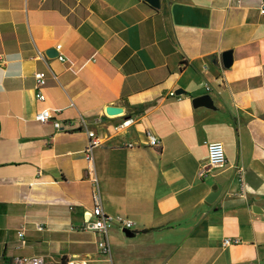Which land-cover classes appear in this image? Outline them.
<instances>
[{
  "label": "crops",
  "instance_id": "0c3cea01",
  "mask_svg": "<svg viewBox=\"0 0 264 264\" xmlns=\"http://www.w3.org/2000/svg\"><path fill=\"white\" fill-rule=\"evenodd\" d=\"M262 1L0 0V264H264ZM81 120L102 138L93 171ZM214 142L227 164L201 177ZM95 194L133 223L111 228L107 254L81 228Z\"/></svg>",
  "mask_w": 264,
  "mask_h": 264
},
{
  "label": "built area",
  "instance_id": "2783aa9c",
  "mask_svg": "<svg viewBox=\"0 0 264 264\" xmlns=\"http://www.w3.org/2000/svg\"><path fill=\"white\" fill-rule=\"evenodd\" d=\"M242 0H235V5L237 7L241 6ZM261 13L264 14V0L261 3ZM58 52H60L57 58L64 62L65 56L62 51V45L58 44L56 46ZM43 58H46L45 54H41ZM36 85H35V93L36 98L40 102H44L46 100V96L44 93V88L46 85L47 73L44 71L37 72L34 75ZM206 90H210L209 85H205ZM171 96L180 98L181 95L177 94L176 92L172 91ZM58 112V111H57ZM37 120L42 123L46 124L50 121H53V124L56 129L61 130L62 124L60 121L54 118L53 111L49 108H44L37 114ZM82 126L87 132L88 135V142L86 148L84 149V157L88 162V169L89 171L94 170V151L102 145V138L93 130L87 129V125L84 120H81ZM131 125V119L123 120L119 124L115 126L116 130H123L128 128ZM148 138V145L152 147L160 146V140L153 135L151 132H147ZM132 146V145H130ZM227 164V157L225 153L224 146L221 142H214L208 145V159L207 164L200 170L199 175L201 177L206 176L213 172L216 169H223ZM95 207L91 209H86L83 212V226L81 227L83 230L92 231L97 235V246L101 253L107 254L110 251V241H109V231L113 226H118L122 230L132 229L133 223L122 217H112L107 215L100 203L97 195L95 194ZM35 228L38 231H42L44 227L41 223H36ZM26 232V225H22L18 230V236L22 239V242L25 243L24 236ZM238 239L232 238H225L223 239L222 245L224 247H229L234 244H238ZM12 264H45L41 258L39 257H32V256H16L12 259ZM72 264V263H71Z\"/></svg>",
  "mask_w": 264,
  "mask_h": 264
},
{
  "label": "water",
  "instance_id": "95a60500",
  "mask_svg": "<svg viewBox=\"0 0 264 264\" xmlns=\"http://www.w3.org/2000/svg\"><path fill=\"white\" fill-rule=\"evenodd\" d=\"M149 4H151L152 6L154 7H158L159 6V0H146ZM233 63V56H232V52L231 51H226L224 54H223V64L226 68H229L231 67ZM177 94H182V93H185L184 90L182 89H179L177 92ZM208 100H209V97L208 96H201V97H196L195 99H193V103L195 106L197 105H202V104H205L207 105L208 104ZM122 111L121 108H116V107H109L107 109V112L109 114H117V113H120ZM213 191L208 197H207V201L212 203L217 194H218V191H217V187L215 186L213 188ZM124 232H126L127 235H132V232H130V230H125Z\"/></svg>",
  "mask_w": 264,
  "mask_h": 264
},
{
  "label": "trees",
  "instance_id": "16d2710c",
  "mask_svg": "<svg viewBox=\"0 0 264 264\" xmlns=\"http://www.w3.org/2000/svg\"><path fill=\"white\" fill-rule=\"evenodd\" d=\"M148 231H150V230H144L143 232H148ZM134 233H136V232H134Z\"/></svg>",
  "mask_w": 264,
  "mask_h": 264
},
{
  "label": "rangeland",
  "instance_id": "374dc122",
  "mask_svg": "<svg viewBox=\"0 0 264 264\" xmlns=\"http://www.w3.org/2000/svg\"><path fill=\"white\" fill-rule=\"evenodd\" d=\"M111 243H112V240H111Z\"/></svg>",
  "mask_w": 264,
  "mask_h": 264
}]
</instances>
